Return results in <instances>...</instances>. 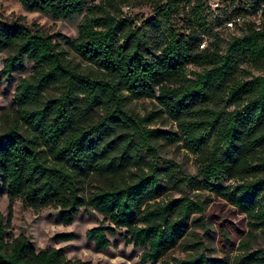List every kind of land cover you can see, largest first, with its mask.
<instances>
[{
	"label": "trees",
	"instance_id": "1",
	"mask_svg": "<svg viewBox=\"0 0 264 264\" xmlns=\"http://www.w3.org/2000/svg\"><path fill=\"white\" fill-rule=\"evenodd\" d=\"M18 1L54 18L81 13V19L69 36L21 15L0 18V48L8 51L0 72L32 62L16 80L11 115L0 128V187L7 196L0 264H90L59 245L35 248L24 233L11 234L18 197L35 210L56 207L63 223L80 207L99 211L112 224L85 229L97 248L124 227V240L143 247V260L232 264L231 232L240 230L219 219V254L166 256L192 212L205 227L201 212L211 199L167 189H207L244 212L251 228L264 225V31L215 28L229 13H214L200 0H135L151 5L152 13L140 18L122 11L129 0ZM131 97H150L153 107L136 112ZM164 115L174 126L154 124ZM159 139L180 140L194 154L196 173L160 154ZM93 176L102 183L88 189ZM235 264H264V246L246 247Z\"/></svg>",
	"mask_w": 264,
	"mask_h": 264
},
{
	"label": "rangeland",
	"instance_id": "2",
	"mask_svg": "<svg viewBox=\"0 0 264 264\" xmlns=\"http://www.w3.org/2000/svg\"><path fill=\"white\" fill-rule=\"evenodd\" d=\"M91 1L97 0H86V3ZM126 5L121 6L122 11L138 18L149 16L152 13L151 5L148 2L135 3V0H129V5ZM17 15H21L26 22L37 25L46 32L60 31L69 36L76 34L77 22L81 19V13L72 17L54 18L38 10L26 9L18 0H0V18L10 19ZM63 45L68 49L70 55H73V51L66 44L63 43ZM7 52V49L0 48V67ZM24 64V70L16 69L8 74L0 72V128L7 123L11 115L12 96L18 76L27 74L31 70V60L25 58ZM188 66L189 68L199 67L194 64ZM54 90L53 86L48 88V91ZM128 106L139 113L153 107L150 97H131L128 100ZM154 124L174 126V122L165 115L157 117ZM157 150L160 154L178 161L188 172L196 173L194 154L180 140L165 142L159 139ZM101 183V178L93 176L87 188L93 189ZM167 191L172 195H177L183 191L190 195L205 196L209 194L211 198L201 212V219L205 221L207 231L199 223V219L195 218L199 212H192L187 228L183 231L178 243L167 252V257L187 256L196 249H202L209 254H219L217 219L225 227L232 223L240 230L239 233L231 232L234 243L229 255L232 264H235L236 256L242 253L246 247L264 246V225L251 228L249 219L244 212L239 211L229 202L221 200L215 194L209 193L207 189L170 184ZM11 210L9 227L11 234L24 233L31 239L35 248L46 245H59L67 256L80 257L90 264L158 263L157 261L140 258V251L143 247L124 240V227H117L114 234L108 235L111 242L106 247L97 248L92 239L85 234V229L99 223L112 224L108 218L103 217V214L97 210L80 207L69 223L58 220L56 207L45 205L35 210L29 206H23L19 197L14 199ZM6 211L7 196L5 190L0 187V212L5 214ZM64 231H70L73 234L72 237L68 239H56L54 237L55 233Z\"/></svg>",
	"mask_w": 264,
	"mask_h": 264
},
{
	"label": "built area",
	"instance_id": "3",
	"mask_svg": "<svg viewBox=\"0 0 264 264\" xmlns=\"http://www.w3.org/2000/svg\"><path fill=\"white\" fill-rule=\"evenodd\" d=\"M204 6L214 13L225 8L228 16L215 26V28L233 30L249 25L253 29L264 31V0H200ZM127 6V5H126ZM203 46L207 35L203 34Z\"/></svg>",
	"mask_w": 264,
	"mask_h": 264
}]
</instances>
